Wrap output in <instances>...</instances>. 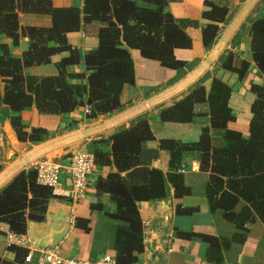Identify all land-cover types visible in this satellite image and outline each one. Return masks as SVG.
<instances>
[{"label":"trees","instance_id":"obj_1","mask_svg":"<svg viewBox=\"0 0 264 264\" xmlns=\"http://www.w3.org/2000/svg\"><path fill=\"white\" fill-rule=\"evenodd\" d=\"M168 1L82 0L80 6H55L51 0H0L1 102L10 110L8 122L17 140L29 147L74 126L63 124L52 131L42 127L26 130L20 113L30 106L39 113L64 115L89 104L83 118L86 122L121 111L130 103L121 99L122 91L134 82L129 48L172 69L174 74L167 84L192 69L198 59H181L175 51L190 48L191 40L185 28L196 21L174 17L167 8ZM203 2L207 9L201 12V17L207 22L201 26L200 40L206 51L231 18L232 11L224 3ZM20 13L46 14L50 23L20 25ZM92 22L100 24L96 30L97 44L81 52L68 43L66 35ZM244 29L250 38V60L258 74L264 76V0L256 3L238 31ZM238 31L231 43L238 38ZM20 38H26L28 45L15 55L11 48ZM57 53L65 54L55 62L54 74L33 75L26 71L32 65L49 62ZM233 54V49H225L212 67L218 74L205 72L170 104L158 108L157 117L164 122H191L196 116V103L206 105L208 116V125L201 128L195 141L158 140V148L168 154L164 173L141 165V146L153 138L146 113L131 119L127 126H118L109 136L108 151L92 152L94 164L111 161L114 167V171L96 179L95 189L106 194L113 204L107 215L117 222L112 255L115 264H138L143 249V225L137 203L165 198L170 186L174 196L189 193L182 174L177 171L187 156L196 159L199 169L207 172L204 196L209 210L221 208L225 219L238 227L255 219L264 221V89L261 84L250 86L254 99L249 106L251 115L246 133L228 128L234 115L228 105L231 86L227 76L234 73L240 81L250 66L243 58L234 63ZM208 78L209 87L205 89L203 82ZM155 90L157 87L149 89ZM211 132L218 136L217 142H213ZM122 171L138 177L137 180L128 181L119 174ZM35 178V170L28 166L0 188V224L12 234H24L27 221H42L48 201L57 197ZM189 211L177 208L178 213ZM73 226L85 232L89 230L88 220L81 216H73ZM176 235L189 238L194 233L177 231ZM195 236L208 244L206 259L218 261V252L212 246L218 247L219 239ZM221 241L225 246V241ZM8 249L13 252V259L0 257V264H33L23 262L25 248L8 245Z\"/></svg>","mask_w":264,"mask_h":264},{"label":"crops","instance_id":"obj_2","mask_svg":"<svg viewBox=\"0 0 264 264\" xmlns=\"http://www.w3.org/2000/svg\"><path fill=\"white\" fill-rule=\"evenodd\" d=\"M51 1L55 6L71 4L80 6L82 0ZM203 1L169 0L167 4L168 10L174 17L188 18L196 21L195 25L186 26L185 28V32L191 40L190 48L188 50L175 51L176 56L181 59H198L192 69L199 66L202 61L208 60L207 56L212 51L214 45L213 43L206 51L201 45L200 29L207 22L201 17V12L207 9ZM211 1L218 2L219 4L224 3L228 6L229 11H232V16L229 21L244 2V0ZM19 23L20 25L48 26L50 19L46 14L20 13ZM227 24L224 25L220 34ZM99 25L95 22L84 24L78 31L68 33L66 35L68 43L80 49L81 52L93 49L97 44L96 30ZM238 30L239 28L236 32ZM232 37L225 43L215 58L209 61L207 68L204 69L198 78L207 71L211 75L214 73L218 74V72L213 71L212 67L225 49H233L234 63L240 58L250 62L249 70L240 81L236 80L234 73L228 74L227 76V83L231 86L228 105L234 115V119L227 124V127L245 134L246 125L251 115L249 106L254 99V94L251 92L250 86L251 84H261L264 89V76L258 74L250 60V38L246 33V29L238 31V38L233 43H231ZM27 45V39L20 38L17 45L11 48V53L19 55L27 48ZM128 51L133 63L134 82L132 85L124 87L121 94L122 100H130L128 105L119 112L111 115H100L96 120L91 122H86L83 119L84 111L83 107L80 106L76 107L69 114L64 115L39 113L34 106L22 110L20 113L21 121L25 125L26 130L30 127H42L52 131L57 126H62L63 124L66 126L74 124V126L65 128L61 133L27 147L26 143L17 140L14 131L9 125L8 119H6L0 125V164H2L0 173L37 147L76 132H83L84 136L68 143L52 147L31 161L24 163L18 171L32 166L35 161L43 158L66 163L70 155L77 150L90 153L93 151H108L111 143L109 139L110 134L120 125L127 126L131 119L142 113H146L148 126L153 138L146 140L141 146V165L159 169L164 173L167 170L168 154L165 150L158 148V140L160 138H174L183 142L197 140L201 128L208 125L206 105L204 103H196L194 105L196 116L189 123L164 122L157 117V111L161 105L170 104L173 99L179 97L180 93L184 92L193 84L197 78L178 93L153 106L144 108L138 114L129 116L113 125L111 121L116 116L129 111L147 101L149 98L166 90L192 71L190 69L182 77L167 84V81L174 74L172 69L159 65L156 60L142 57L138 50L134 48H129ZM64 54H54L51 56L49 62L32 65L26 68V71L33 75L54 74L56 72L55 62ZM209 83L210 78L203 82L205 89L209 87ZM151 87H157V90L150 92L149 89ZM2 88L3 82L0 80V106L4 105L1 102ZM95 125H99L98 130L87 134L85 130ZM210 134L213 137V142H217L218 136L214 135L213 132ZM20 148L23 149L21 154L9 160V153L11 152V155L15 154ZM182 167L184 172L180 174L183 176L185 186L189 188L188 194L174 196L173 188L170 186L169 194L165 198L137 203L139 217L141 223L147 229L148 236V241L145 243L142 242L143 249L138 255V264H264V221L255 219L243 224L242 227H238L233 222L225 219L221 208L209 210L204 196L207 172L200 170L198 161L196 159H190L188 156L182 162ZM111 171H114L111 161L105 164L95 163L93 170L87 176L84 195L73 207V216H81L88 220L89 230L87 232L73 226V220L72 222L69 219L67 220V217L70 215L68 200L63 196L56 195V198L48 201L45 216L42 221H27L26 231L20 235L24 241V245L51 246L52 242L64 231L61 238L53 243V247L60 255L77 258H94L102 254L112 256L117 222L110 218L107 212L112 209L113 204L109 201L106 194H100L95 189L96 179L98 177H104ZM119 174L125 176L128 181H134L138 178L131 175V173L128 174L127 171H122ZM12 176L3 181L0 184V188ZM59 181L60 187L68 186L64 173L59 175ZM94 204H98L100 207L92 208L91 205L93 206ZM177 208H186L190 209V211L187 213H178ZM177 231L192 232L194 236L189 238L177 236ZM7 233H9L7 229L0 224V257L11 260L14 254L8 249L6 242ZM196 234L214 236L219 239L218 247L212 246L213 251L215 252L217 250L218 252L217 257L220 258L218 261L206 259L208 244L199 236H195ZM221 240L225 241V246L222 245ZM20 247H23V245Z\"/></svg>","mask_w":264,"mask_h":264},{"label":"built area","instance_id":"obj_3","mask_svg":"<svg viewBox=\"0 0 264 264\" xmlns=\"http://www.w3.org/2000/svg\"><path fill=\"white\" fill-rule=\"evenodd\" d=\"M90 109L89 104L83 106L84 113ZM35 170L37 183L50 188L54 195H60L68 200L69 221L73 220V207L83 197L86 188L87 176L94 168L93 155L90 152L77 150L73 152L66 163H60L52 159H39L32 164ZM183 173V167L177 170ZM64 173L67 178V187H60L59 175ZM143 225V224H142ZM148 241L147 229L143 225L142 242ZM8 245L22 246L26 249L23 262L33 264H115L114 258L109 254H102L94 258L65 257L57 253L54 247H36L24 245L20 235L6 234Z\"/></svg>","mask_w":264,"mask_h":264},{"label":"water","instance_id":"obj_4","mask_svg":"<svg viewBox=\"0 0 264 264\" xmlns=\"http://www.w3.org/2000/svg\"><path fill=\"white\" fill-rule=\"evenodd\" d=\"M258 0H244L243 5L239 8L237 13L233 16V18L229 21V23L226 25L223 32L220 34L217 40H215L212 51L208 54V60L202 61V63L197 66L195 69H192V71L182 77L179 81H177L174 85L167 88L166 90L158 93L157 95L149 98L147 101L143 102L142 104L137 105L136 107L130 109L129 111L120 114L119 116H116L111 123L114 125L120 121H123L124 119L128 118L129 116L136 115L144 108L153 106L164 99L178 93L182 89H184L186 86L194 82L204 71L205 68H207L209 61L213 60L215 56L218 54V52L221 50V48L227 43V41L233 36V34L236 32V30L239 28V26L242 24L244 19L247 17V15L250 13L254 5L256 4ZM9 108L7 105L0 106V125L3 124V122L9 118ZM99 125L88 127L85 131L87 134L93 133L98 130ZM83 132H76L74 134L67 135L65 137H61L59 139L52 140L48 143H45L36 149L28 152L25 154L21 159L14 162L11 166L6 168L2 173H0V184L5 181L8 177L15 175L16 172L22 167L24 163H27L34 159L35 157L39 156L41 153L51 149L52 147H55L57 145H62L65 143H68L76 138L83 137ZM13 175V176H14ZM6 184V183H5ZM4 184V185H5ZM3 185V186H4ZM68 220V217H67ZM64 231L60 233V236L57 239H60L63 235ZM56 239V240H57ZM55 240V241H56ZM50 247H53V243ZM36 247H47L44 245H33Z\"/></svg>","mask_w":264,"mask_h":264},{"label":"rangeland","instance_id":"obj_5","mask_svg":"<svg viewBox=\"0 0 264 264\" xmlns=\"http://www.w3.org/2000/svg\"><path fill=\"white\" fill-rule=\"evenodd\" d=\"M22 151H23V149L20 148V149L17 150V152H16L15 154H12V155H11V152H10V153H9V156H10L9 160L15 158V156H17L18 154H21Z\"/></svg>","mask_w":264,"mask_h":264}]
</instances>
